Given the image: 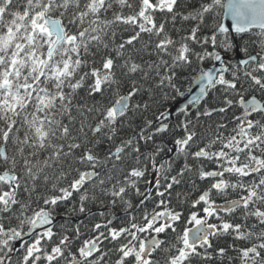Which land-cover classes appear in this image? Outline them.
<instances>
[{
    "label": "snow or ice",
    "instance_id": "obj_1",
    "mask_svg": "<svg viewBox=\"0 0 264 264\" xmlns=\"http://www.w3.org/2000/svg\"><path fill=\"white\" fill-rule=\"evenodd\" d=\"M255 28L260 51L226 64ZM207 60L173 122L157 95ZM67 203L107 210L57 231ZM225 259L264 264V0H0V264Z\"/></svg>",
    "mask_w": 264,
    "mask_h": 264
},
{
    "label": "trees",
    "instance_id": "obj_2",
    "mask_svg": "<svg viewBox=\"0 0 264 264\" xmlns=\"http://www.w3.org/2000/svg\"><path fill=\"white\" fill-rule=\"evenodd\" d=\"M200 0H180L181 7L187 6L189 10H191L194 7H197ZM209 23H211V20H209ZM180 23H177V27H180ZM184 27H188L187 24L184 25ZM261 30H253L249 32L248 34H244L242 37L236 36L231 37V43L233 44V47L231 50L225 51L223 48L217 49V51H220L221 54L229 56V60L227 61V64L229 65H236L238 62L235 60V52L237 49V46L239 47V51L243 56H247V54H255L256 52L260 51L261 46V36H260ZM139 46V45H138ZM247 47L248 53L246 54L243 49ZM145 59H148L147 56H145ZM214 63V60H207L203 64H197L194 62L191 67H186L179 71L178 78L176 80L177 90H166L168 92V98L166 100H161L159 94L157 95L156 99L160 104L161 110H168L181 96V93L185 92L189 86L191 85L193 79L200 73V69L209 68ZM148 85H146L147 87ZM127 88L123 89V92H126ZM83 95V93H81ZM217 97V93L210 94L206 100L209 105H212L215 103ZM145 99H147V94L144 96ZM136 99H140V97H137ZM112 100H115V97H112ZM204 104V102L201 104V106ZM195 110H191L190 113L195 117ZM231 113H229V116ZM184 117L181 114H178L174 121L182 120ZM219 120V116L214 115L210 120L205 119L202 120L201 123L207 127L209 125H212L214 121ZM130 134V133H129ZM166 135V134H165ZM164 138V137H162ZM186 190L183 186L180 188H177L175 191L180 192ZM91 209L90 214H81L77 211H70L72 209V203H67L61 205L59 208H57V211L55 213V219H57V222L55 224V229L58 231L60 229L61 225H64L68 229H72L76 227L77 225L81 226V232H86L88 228L91 227L92 223L99 221V213L101 211H106L107 209L102 208L99 203L96 204H90L88 206ZM116 212V215L120 218L119 220L114 221V223H119L120 220L125 219L123 210L121 208L114 209ZM193 227L192 225H181ZM233 241L230 237H226L224 239H221L219 241L220 247H227L228 244H231ZM229 256H236V253L234 251H229ZM115 257H113L114 259ZM195 264V262H194ZM213 264H217V262H213ZM223 264H228V260L225 259ZM233 264H239V261H234Z\"/></svg>",
    "mask_w": 264,
    "mask_h": 264
},
{
    "label": "water",
    "instance_id": "obj_3",
    "mask_svg": "<svg viewBox=\"0 0 264 264\" xmlns=\"http://www.w3.org/2000/svg\"><path fill=\"white\" fill-rule=\"evenodd\" d=\"M226 2V0H225ZM230 17H226L225 18V23H230ZM253 30H260L259 28H255ZM252 30V31H253ZM237 35L236 34H233L232 37H236ZM223 57H224V62L226 63L230 58L229 56L227 55H224V54H221ZM247 57L243 56L240 51H239V47L237 46V49H236V52H235V60L237 62H239V60L241 59H245ZM227 64V63H226ZM219 67L220 66V62H216L214 61V63L209 67V68H212V67ZM208 69V68H207ZM200 74V73H199ZM199 74L193 79L191 85L189 86V88L182 93V95L179 97V99L167 110L171 113V117L170 119L172 121H174L175 117L180 114L181 112V109L184 108V106L186 104H188V101L193 97V96H196V95H199ZM204 101L201 102V104L203 103ZM189 110H195L196 107L194 106H191L189 105ZM57 222V219H55L54 223Z\"/></svg>",
    "mask_w": 264,
    "mask_h": 264
},
{
    "label": "flooded vegetation",
    "instance_id": "obj_4",
    "mask_svg": "<svg viewBox=\"0 0 264 264\" xmlns=\"http://www.w3.org/2000/svg\"><path fill=\"white\" fill-rule=\"evenodd\" d=\"M245 57H247V56H245Z\"/></svg>",
    "mask_w": 264,
    "mask_h": 264
}]
</instances>
